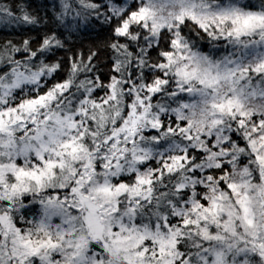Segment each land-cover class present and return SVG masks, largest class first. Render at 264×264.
<instances>
[{"label":"clouds","instance_id":"obj_1","mask_svg":"<svg viewBox=\"0 0 264 264\" xmlns=\"http://www.w3.org/2000/svg\"><path fill=\"white\" fill-rule=\"evenodd\" d=\"M0 264H264V0H0Z\"/></svg>","mask_w":264,"mask_h":264}]
</instances>
